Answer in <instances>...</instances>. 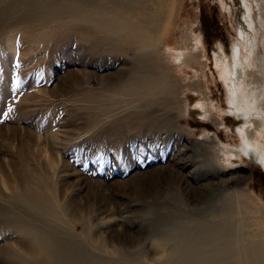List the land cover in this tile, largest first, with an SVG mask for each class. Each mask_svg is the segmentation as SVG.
Wrapping results in <instances>:
<instances>
[{
  "label": "rangeland",
  "instance_id": "1",
  "mask_svg": "<svg viewBox=\"0 0 264 264\" xmlns=\"http://www.w3.org/2000/svg\"><path fill=\"white\" fill-rule=\"evenodd\" d=\"M74 1L0 0V264H22L45 234L64 264H229L235 240L264 247V166L220 151L240 143L239 119L214 52L241 39L220 0ZM239 9L262 101L264 0ZM142 14L169 24L156 63L123 26ZM197 44L196 62L177 60ZM144 78L149 91L127 93Z\"/></svg>",
  "mask_w": 264,
  "mask_h": 264
},
{
  "label": "bare ground",
  "instance_id": "2",
  "mask_svg": "<svg viewBox=\"0 0 264 264\" xmlns=\"http://www.w3.org/2000/svg\"><path fill=\"white\" fill-rule=\"evenodd\" d=\"M231 1L235 5V9L232 5H228L227 0H220L222 7L221 9L225 15L227 11L229 12L232 28L235 30H239L241 39H237L234 36H231V44H232L231 55H227V56L226 55L223 56V54L221 55V52L223 53V49H224L223 45L221 44L218 47L219 50L218 51L215 50L214 56H215L218 74L220 75L226 87L225 102L228 107L227 112L231 113L232 115L236 116L239 119V125H237L236 130L239 133L240 143L236 145L234 149H229V147H227V149H220V151H222V155L224 154L229 157L236 156L239 157L240 159H243L244 156H247L251 161L264 166V99L261 101V97L263 93H261V90L259 89L260 86L252 84V81L246 78V69H245V64L251 63L252 61V56H253L252 43L249 46L248 44H246V42L248 40L250 32L251 33L254 32V27L252 24H250L251 21H249V19L251 18L249 10L243 9L244 12L241 13V9H239L242 6H245V0H231ZM74 2H76V0ZM238 3H240V6L238 5ZM78 4L81 5L80 2ZM146 5H150V4L148 3ZM127 14L131 18L130 9L128 8H127ZM133 20L134 21H130V22L127 21V24L126 23L123 24V26H125L127 30V35L129 34L130 35L129 37L133 39L132 49L140 52V55L142 56H148V59L151 61L153 60L152 61L153 63L155 59L153 58L151 59V57L149 58V56H151L154 52L155 53L158 52V47L160 44L163 43L164 36L166 35L169 24L168 22H159L158 21L159 18L156 17L153 18V16L150 15L146 19H143V14L142 16L135 17V19ZM163 24H166L165 28L161 27V25ZM131 41L132 40L130 39V42ZM193 48L194 49L193 50L191 49L190 51L179 50L176 55L177 60H182L186 63L196 62L198 59V55L196 54L195 49L198 48V44L193 46ZM243 50L246 51V54L244 53ZM154 63H156V61ZM149 65L152 68V64L149 63ZM153 72L156 73L157 71H153ZM152 75L154 74L152 73ZM158 78H161L163 80H168L170 78V75L166 74L165 77V75L162 74V76L161 77L158 76ZM154 80L155 78L150 80L148 79L146 80L144 78V80L142 81L133 80L131 81L132 83L130 84V86L127 87V93H133V92L145 93L146 90L148 91L150 90L147 84L153 83ZM205 110L206 113L204 116L206 117L210 116V114L208 113L209 112L208 108L205 107ZM207 134H208L207 135L208 139L210 138L212 141L216 143L215 137L213 135H209V133ZM216 150L218 151L219 149ZM215 156H220V154H216ZM222 173L223 172H221L220 170L218 171L219 175ZM4 184L6 185V183ZM21 189H23L22 191L24 192V194L27 193L30 200L36 198L37 194H34L36 192H30L27 186ZM46 204H48V202ZM242 207H243L242 201L238 199L236 202V209H237L236 211L237 213L239 212V214H241V217H243V214L248 213V211H244ZM50 209L51 207L49 208V210ZM250 210L249 213L253 212L252 209ZM233 212L234 211L232 210V212L227 216L231 217L232 215H234ZM254 224L258 225L259 227H262L261 229L264 228L263 221H261L260 224L258 222H255ZM242 226L244 227L245 223L241 224L240 229L242 228ZM46 235L47 234L43 235L42 237L43 244H41V246L43 248H40V250L41 251L43 250L49 255L50 260L47 264H64L61 260V257L57 253H55L56 252L55 248L58 247L62 248L63 246L62 245L57 246L58 244L57 241L50 242V239ZM228 235H229L228 233H224L222 235H219L218 237H215V239L208 241L207 243H205L206 248L207 247L218 248V246L222 247L224 243L228 242ZM173 239H175V241L179 240V239L177 240V234L174 235ZM165 241H167V239ZM232 243L233 245L231 247L230 246L226 247V248H236L235 253L230 258L229 264H264V247L262 246V244H260V242H254V241L238 242L237 240H235ZM160 244L162 245L161 242ZM31 248L34 249L28 252V256L26 257L25 261L22 264H44L46 260H43L42 262L39 263L36 260L38 259V257L35 258V254L40 251L38 249L39 247L38 248L31 247ZM114 248H118V247H114ZM227 263L221 262L219 264H227Z\"/></svg>",
  "mask_w": 264,
  "mask_h": 264
}]
</instances>
